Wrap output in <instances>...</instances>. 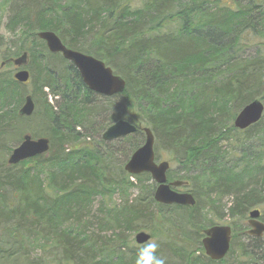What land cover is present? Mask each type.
I'll list each match as a JSON object with an SVG mask.
<instances>
[{
	"label": "trees",
	"instance_id": "trees-1",
	"mask_svg": "<svg viewBox=\"0 0 264 264\" xmlns=\"http://www.w3.org/2000/svg\"><path fill=\"white\" fill-rule=\"evenodd\" d=\"M7 29L18 35L11 53L1 54L0 43V63L14 67L26 53L36 86L26 118L18 112L28 95L13 75L0 81V143L22 130L9 142L27 131L48 139L49 150L8 165L11 151L0 146V264H136L145 244L131 237L142 230L166 264H223L227 256L209 260L201 240L223 220L226 198L229 219L258 210L264 224V114L244 131L233 126L247 104L264 105V53H247L255 40L264 47V0H13ZM44 31L105 63L125 81L124 92L88 91L70 63L48 52L37 37ZM118 120L137 127L126 138L134 140L130 156L144 142L141 129H150L154 154L163 150L179 167L168 182H183L194 207L155 203L150 176L124 171L130 156L116 168L110 148L92 145V134L107 143L101 133ZM200 207L205 224L194 214ZM236 236L233 229L228 254ZM249 238L241 254L264 263L262 238Z\"/></svg>",
	"mask_w": 264,
	"mask_h": 264
},
{
	"label": "water",
	"instance_id": "water-1",
	"mask_svg": "<svg viewBox=\"0 0 264 264\" xmlns=\"http://www.w3.org/2000/svg\"><path fill=\"white\" fill-rule=\"evenodd\" d=\"M37 37L45 43L49 53L59 54L70 63L78 72L82 84L86 89L101 97H113L121 95L125 90V81L115 75L113 71L102 61L80 52L68 49L53 32L44 31L37 34ZM28 56L23 53L13 59L12 64L19 70L13 75V79L19 84H26L29 80V73L25 69ZM3 64H1V67ZM34 112V103L30 96L25 97L18 114L20 117H31ZM264 114V105L259 100L247 104L236 115L233 126L235 129L244 131L257 124ZM137 127L124 120H118L109 126L101 135L104 142H112L128 137L136 132ZM144 142L141 147L135 150L126 164L124 171L130 176L148 174L156 184L153 194L155 203L162 206L194 207L195 200L189 192H177L185 184L181 181L167 182L168 162H155L154 137L149 128H142ZM49 140L46 138L32 139L30 135H24L21 143L15 147L8 157V165H17L37 156L48 153ZM260 213L254 210L249 213L248 235L253 238H261L264 235V224L259 220ZM204 238L201 245L205 256L213 261L219 262L225 258L230 249L231 228L229 226H213L203 231ZM151 240V236L143 231L134 236L137 245H144Z\"/></svg>",
	"mask_w": 264,
	"mask_h": 264
},
{
	"label": "rangeland",
	"instance_id": "rangeland-1",
	"mask_svg": "<svg viewBox=\"0 0 264 264\" xmlns=\"http://www.w3.org/2000/svg\"><path fill=\"white\" fill-rule=\"evenodd\" d=\"M23 2L29 3L30 0H23ZM12 4H13V0H0V43H1V45H3V46H1L2 47L1 48V54L4 52L11 53L13 45L16 42L15 36L18 35V33L17 34H11L7 29L8 20L11 17V6H12ZM255 41H256V44L254 42L253 44H255V45H253V48L247 50V53L253 54L254 50H257L260 53H264V47L262 46V44H259L260 40H255ZM14 72L15 71H14V68L12 66L0 69V81L3 79H8L10 76L13 75ZM35 86H36V82L34 83L32 78H31L28 83L19 84L17 91H20V93H22V95L24 97L27 95L32 96V93L35 91ZM43 93L48 94L47 90H43ZM120 102L116 101V102H114V105H117V108H120V106L122 105V103H120ZM48 104L54 106L55 105L54 99L49 97L48 98ZM119 111H120V109H119ZM33 125L40 126L41 124L33 123ZM21 131L22 130H19L16 135L15 134L12 135V137H11L12 141H15V139L19 136ZM25 134L30 135V132L23 131L21 134V137H22V135H25ZM92 135L94 138L91 140V142L93 143L92 145L94 147L98 148V146H99L101 151L103 150L102 148H104L106 150H107V148H110L108 150H111V152L113 154L112 160H114L113 161L114 167L117 168L120 164H122L124 162L125 158L130 156V154L128 153V149L134 143L133 142L134 140H129V139H126L127 137H125V138H121V139L116 140V141L104 143V145L102 146L98 143V139L100 136L98 137L97 134H92ZM101 135H102V133H101ZM36 138L37 137H33V139H36ZM11 139H9V141H11ZM9 141L0 143V146L5 145L4 148H8L10 151H12L19 143H18V141L15 143L14 142L12 143ZM4 152H5V150H4ZM159 152L160 153H157V154L155 152V154H154L155 155V161L157 163L169 162L170 168L167 172V176L168 177L169 176L177 177L179 167H178L177 163L175 162L174 158H172V156L170 154H167L163 150H160ZM9 155H10L9 153H6V155L4 156L5 163L9 157ZM170 159H172V160H170ZM173 180H176V179H173ZM183 192H185V191H183ZM188 192H190V191H188ZM130 195L133 198L135 195H137V191L136 190L131 191ZM99 201L100 200L98 198H96V200L94 202V207L92 208L90 216L96 217V211L98 209V202ZM230 201L231 200H229L227 198L223 201V205H225V210H223L224 212H222V214H224L223 215L224 218L222 221L219 222V225L230 226L232 229V232L234 229V231L237 233V236L234 239V241L232 242V245H233L232 246V252L227 255L225 262L223 264H250L248 262V259L246 257H244L240 251L241 246L246 247L248 244L251 245V243H250L251 239L249 238L248 234L245 233L247 236L244 234H241V232L248 231L250 229L248 224H247L248 218H246L245 220L236 219V221L229 219L226 216V210L229 207ZM194 214H195V216L200 217L202 224L206 223L207 219H205V220L202 219V218H205L204 214H206V211L203 207H200L198 209V211L195 212ZM197 222H199L198 218H197ZM91 229H92L91 231L95 233V231H96L95 221H93ZM142 231L149 234V232L146 230H142ZM136 233H138V232L133 233L132 237H131V239L133 240V243H134V236ZM261 243H262V245L264 244V236L261 239ZM135 246H136V244H135ZM35 254L37 255L38 253L34 252L32 254V256L34 257ZM177 262L178 261H173V264H177ZM178 264H181V262H178ZM261 264H264V263L261 261Z\"/></svg>",
	"mask_w": 264,
	"mask_h": 264
},
{
	"label": "clouds",
	"instance_id": "clouds-1",
	"mask_svg": "<svg viewBox=\"0 0 264 264\" xmlns=\"http://www.w3.org/2000/svg\"><path fill=\"white\" fill-rule=\"evenodd\" d=\"M158 247L156 239L148 241L138 250L136 264H166V259L157 255Z\"/></svg>",
	"mask_w": 264,
	"mask_h": 264
},
{
	"label": "flooded vegetation",
	"instance_id": "flooded-vegetation-1",
	"mask_svg": "<svg viewBox=\"0 0 264 264\" xmlns=\"http://www.w3.org/2000/svg\"><path fill=\"white\" fill-rule=\"evenodd\" d=\"M1 64H3V63H0V65H1ZM3 67H4V64H3ZM3 67H2V68H3ZM14 71H15V72L17 71V69H16L15 67H14ZM15 72H14V73H15Z\"/></svg>",
	"mask_w": 264,
	"mask_h": 264
}]
</instances>
